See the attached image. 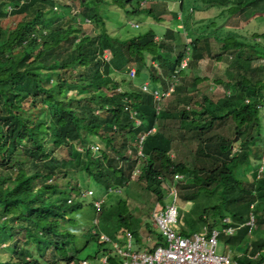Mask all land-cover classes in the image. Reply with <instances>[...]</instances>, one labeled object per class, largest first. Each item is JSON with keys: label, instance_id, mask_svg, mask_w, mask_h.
Segmentation results:
<instances>
[{"label": "trees", "instance_id": "1", "mask_svg": "<svg viewBox=\"0 0 264 264\" xmlns=\"http://www.w3.org/2000/svg\"><path fill=\"white\" fill-rule=\"evenodd\" d=\"M133 1L79 0L82 11L71 17L59 12L60 0H0V12L22 16L13 29L0 24V264H70L80 259L83 248L97 239L89 234L80 248L73 228L75 212L86 202L84 184L92 182L106 194L135 176L163 201L176 174L184 175L187 182L180 185L182 200L194 204L191 212L180 209L181 233L190 236L205 225L235 227V235L223 234L220 239L232 251V259L239 264H264V236L250 235L246 225L252 215L255 231L264 226V173L259 177L261 162L257 166L252 157L255 143L263 141L264 72L251 66L253 60L264 59V27L245 39L235 34L218 38L217 43L212 36L191 40L177 56L175 45L181 34L173 24L184 25L178 17L186 9L185 0L178 2L176 12L170 11L168 1L156 0L147 8L145 0H137V7ZM201 2L194 4L195 14L206 5L213 10L216 2L214 11H221L220 18H232L244 29L264 19V0ZM110 5L117 9L113 12L118 26L124 13L127 26L135 17L139 27L149 29L130 36L124 31L112 35L103 16ZM169 13L174 19L166 21L163 16ZM86 20L102 31L82 36ZM188 55L192 66L206 58L228 63L225 76L217 79L226 89L225 96L203 105L202 111H188L192 94L186 86H178L176 102L158 113L154 96L143 85L149 80L169 90L172 76ZM127 67L135 68L136 76L122 93L118 88L123 79L121 83L116 77ZM201 81L193 79L192 88ZM124 99L142 126H136ZM170 119L179 120L196 143L191 164L177 163L171 156L174 140L159 128L160 121ZM232 121L236 125L232 138L211 134ZM154 128L143 143L146 158L137 174L138 141ZM253 128L256 136L250 134ZM236 135L240 136L238 154ZM181 137L184 140L186 134L181 132ZM248 167L255 170L250 178L245 174ZM132 217L127 202L120 200L113 232L130 230L140 244L148 245ZM226 219L230 223H224ZM146 227L155 238L153 244H166L152 225ZM15 239L3 247L5 241ZM109 262L121 264L116 257Z\"/></svg>", "mask_w": 264, "mask_h": 264}, {"label": "rangeland", "instance_id": "2", "mask_svg": "<svg viewBox=\"0 0 264 264\" xmlns=\"http://www.w3.org/2000/svg\"><path fill=\"white\" fill-rule=\"evenodd\" d=\"M146 2L143 3L144 7H149L151 3H154L156 0H145ZM168 1L169 5L171 6V12L177 11L178 6L175 4L176 1L180 2V0H163ZM234 1V0H232ZM244 2H247L249 0H242ZM201 1L196 0V5L201 4ZM64 4L72 5L71 8L64 6ZM138 3L137 0L133 1V6L137 7ZM75 6V7H74ZM204 6V5H203ZM219 4L215 2L214 9L217 8ZM231 6V5H230ZM206 8L208 10L204 9L200 14H194L192 15L193 11L187 7L184 13H180V18L184 20L185 25H174V29H176L177 32H180L181 36L179 37V42L176 44L175 47V55L179 56L182 52H185L187 44L190 43L191 40H197V39H203L206 36H212L213 43H217L218 38H225L227 36L231 35H239V37H245L247 35H251L254 33H260L264 27V19L258 18L256 21L250 23V25L247 28H243L240 26V23H236L234 19L223 16L220 18L217 15V11L220 12V10H212L210 5H206ZM59 12H65L68 13L69 16H74L75 13H79L82 11L79 0H60L58 4ZM107 8V15L103 13V16L105 17V23L107 26L108 31L113 35L117 34L118 32H126V36H130V32H133V34H139L141 32H144L149 29V27H146V25H143L142 28L139 27L140 22H135L136 18L132 17L130 18L133 22L132 25L126 24L125 17L126 15L124 13L121 14V25L119 24L118 15L113 12L114 10H117L112 5L106 7ZM204 8V7H203ZM8 10H12L9 8ZM114 14L116 15L114 17ZM229 16V15H228ZM166 21L173 20L172 13H169L168 15L163 16ZM239 18V17H237ZM22 16H12L8 14V12H4L1 10L0 12V24L3 28H10L13 29L17 26L19 22H21ZM81 20V19H80ZM79 20V21H80ZM232 20V21H231ZM241 20H243V17L241 16ZM145 21V20H144ZM211 21L213 24H211ZM153 22V21H151ZM143 23V21H142ZM141 23V24H142ZM147 23V22H146ZM145 24V23H143ZM164 24H166L164 22ZM178 24V23H177ZM215 24V26H214ZM196 31H194L197 27ZM211 25V26H208ZM166 27L165 25H163ZM82 27H84V32L82 36H90L95 35L97 33H100L102 31L101 27L97 25L95 22H88L86 21ZM247 29V30H246ZM162 30V34L164 33V29ZM190 34V35H189ZM119 35V34H118ZM189 36V37H188ZM190 39V40H189ZM217 39V40H216ZM253 37L251 38V40ZM159 40V38H158ZM180 44V45H179ZM218 45V44H217ZM105 57H108V60H110L112 57L111 55H105ZM188 59V57H187ZM189 60V59H188ZM189 62L188 66L185 68L180 69L179 71V77L178 84L174 88V91L171 94H167L166 96L161 97L158 101L154 98L155 102H157L156 109L159 113L160 111H165L168 109L172 103L175 101V91L178 86H186L187 92L192 94L193 102L191 105L187 106V110H197L202 111L204 110L205 104H208L210 101H218L219 99L223 98L226 94V89L219 85L217 83V79L222 78V76H225V73L228 68V63L224 61H216L214 59L206 58L199 62L198 65L192 66ZM251 66H254L257 68L260 73L264 72V59H255L251 63ZM240 68H249L248 64L241 65ZM184 71L182 74L181 72ZM145 74V73H144ZM264 74V73H263ZM132 72L129 70V67H127L122 75H118L116 79L121 82L123 79L122 87L118 88V91L122 93L127 91L129 80H131ZM133 78V77H132ZM195 78L201 79V83L196 87L192 88V81ZM138 78H136L137 80ZM117 81V82H118ZM149 81V80H148ZM152 87H159V90H163L164 87L162 86V83H152L151 81L148 82ZM155 90V89H153ZM195 90H197L195 92ZM165 91V90H163ZM126 103V99H124ZM127 105V103H126ZM128 106V105H127ZM139 126H142V122H138ZM188 121V120H187ZM177 122V123H176ZM174 120H167V121H160L159 122V128L162 132L166 133L168 136H172V139L174 140L173 150L171 152L172 158L177 162H184L187 164H191L194 162V150L196 148V143L192 141L190 133L186 132L181 128V122ZM189 123V122H187ZM261 124H262V130H261V137L263 141H260L258 143H255L252 150V157L253 160H256L257 166H259V163L264 162V147L262 144H264V110L261 111ZM235 123L229 122L226 126L221 128H215L211 134L218 133L222 136H227L232 138L235 136ZM153 131H156V128L153 129ZM181 132L186 134V138L183 140L181 137ZM250 134L252 136H256L258 134L257 130L253 128L250 131ZM238 137V140L234 144V150L235 152H240V136L236 135V138ZM235 138V139H236ZM243 142L246 141L247 137L242 138ZM97 145V144H96ZM100 145V144H98ZM101 146V145H100ZM136 146V143H135ZM131 150V149H130ZM129 150V151H130ZM128 151V152H129ZM65 153V151H63ZM127 152V154H128ZM237 153V154H238ZM131 154V153H130ZM236 154V155H237ZM134 155V153L131 154V156ZM135 158L136 156H132ZM137 158V157H136ZM138 160V159H137ZM140 162V161H139ZM142 163V161H141ZM140 163V165H141ZM142 169V167H140ZM256 168V167H255ZM264 170V167H263ZM254 167H248L246 170V177L250 178L252 173L254 172ZM184 183H187L184 179ZM74 186V185H72ZM122 188L118 189L114 193L105 194L107 199V205L105 209L98 215L97 218H100L97 223L100 224L101 229L108 232H113L117 227V223L119 220V201L123 200L124 202H127L128 208L131 212H133L132 221L133 225L136 224V230L142 235L149 236L150 233L148 232V229L146 227L147 224L153 225L152 216L155 212L160 210L161 208L165 207V205L171 203L172 197L169 196V192L166 191V196L163 201H159L156 195L152 194V192L148 191L146 189V184L144 181L140 180L139 178L133 177L128 182H125ZM182 186V185H181ZM120 187V186H119ZM84 188H92L96 191L97 195H103L101 191H97V187L92 183L89 182L88 184H84ZM80 186V190H82ZM181 192L179 194V200H180V207L183 208L184 211L191 212L193 210V203L191 202H184L182 200V188H180ZM86 202L84 203V207L77 210L75 212V220L77 223L73 226L75 233L78 237L79 241V247L83 248L86 244V238L89 236V234H92V227H93V220L95 217V213L93 209H91V204H93V201L90 197H87ZM108 201H112L111 204L108 205ZM153 227V226H152ZM180 227V226H179ZM263 229L260 231L254 232V237L256 236H264V226ZM117 229L116 231H118ZM152 239H155L153 236L150 235ZM90 238V237H89ZM17 239L12 241L11 243L5 241L3 247L8 248L13 243L16 242ZM108 246L106 244L100 243L98 240H91L90 245L87 246L85 249L80 252L79 257L81 259H85L87 257H91L90 259L95 264H103L102 261H96L95 257L97 256L96 252L101 251L104 248H107ZM227 246L220 240L219 248L217 253L219 255H224L227 252ZM115 256V255H114ZM231 256L233 257V253L231 252Z\"/></svg>", "mask_w": 264, "mask_h": 264}, {"label": "built area", "instance_id": "3", "mask_svg": "<svg viewBox=\"0 0 264 264\" xmlns=\"http://www.w3.org/2000/svg\"><path fill=\"white\" fill-rule=\"evenodd\" d=\"M90 22L89 20H86ZM111 55L110 52H106V55ZM108 59V57H106ZM187 66V62L183 63L182 68ZM179 70L172 76L174 81L169 90L161 91L157 88H153L148 82L143 85L145 92H150L155 99L158 101L161 97L171 94L174 88L178 84L177 74ZM132 77L136 76V69H131ZM131 77V78H132ZM155 89V90H153ZM263 109V107H260ZM126 110L131 112L133 119L138 120L137 113L129 106ZM136 125L137 124L136 121ZM155 131H150L140 137L138 141V157L143 158V143L146 137ZM95 151L99 150L98 146L93 147ZM131 153V151H129ZM264 157V156H263ZM264 159V158H263ZM264 162L260 167V175L264 173L263 170ZM140 170H137V174ZM163 180V177L160 176ZM184 175L176 174L172 180L171 186L169 187V196L172 197L171 203L155 212L152 216L153 227L160 235L164 238L166 244L159 245L151 250L149 248L136 249L134 245V235L131 232H127L124 236H118V233L113 237L107 233H101L100 238L102 242L111 244L115 252L122 258L123 264H239L232 259L231 253L219 255L217 253L220 239L223 234L235 235L237 229L235 227H224V228H211L205 225L200 232H197L190 236L183 235L179 230L180 224V205H179V194L180 185L184 184ZM89 195L93 192L89 191ZM104 200L95 201V208L100 211L102 209ZM224 223H230L229 219H226ZM249 226V234L253 235L256 226V219L251 215L250 220L246 224ZM96 234L97 231H94ZM121 237L124 243H121ZM106 262V259L104 260ZM73 264H90L89 261H82L80 263Z\"/></svg>", "mask_w": 264, "mask_h": 264}, {"label": "clouds", "instance_id": "4", "mask_svg": "<svg viewBox=\"0 0 264 264\" xmlns=\"http://www.w3.org/2000/svg\"><path fill=\"white\" fill-rule=\"evenodd\" d=\"M107 52H109V51H107ZM187 57H188V59H187ZM187 57H185V59L183 60V62H182V64H181V67H182V65H183V63H185V62H187V66H188V64H189V62L191 61V59H190V56L188 55ZM186 66V67H187ZM180 67V68H181ZM147 82H149V81H147ZM152 86V85H151ZM153 88H157V89H160L159 87H153ZM261 109V108H260ZM261 110H264V107H263V109H261ZM137 126V125H136ZM138 127H140V126H138ZM263 147H264V144H263ZM145 156L143 157V158H140V157H138L137 156V159L140 161L139 162V167H142V165H143V162H144V160H145ZM141 161H142V163H141ZM140 163H141V165H140ZM141 168H139L138 170H140ZM141 172V171H140ZM123 186H118V187H111V188H109V192L108 193H106V195L107 194H109V193H114L115 191H117L118 189H120V188H122ZM116 188H118L117 190H116ZM89 191H92L93 192V194L92 195H89L88 194V192ZM82 194H83V196L85 197V198H87V197H90L91 199H92V201H93V207H94V213H95V217H94V220H93V227L91 228L92 229V234L91 235H93L95 238H97V239H95V240H98L100 243H102V244H106L108 247L107 248H104L103 250H101V251H97L96 252V254H97V256L95 257V260L96 261H102L103 262V264H109L110 262H109V258L110 257H116L120 262H121V264H123V260H122V258L115 252V250H114V248L112 247V245L111 244H108V243H105V242H102V240H101V238H100V234L103 232V233H107V234H109L110 236H115L117 233H118V236H124V234L125 233H127V232H131V233H133L132 231H130V230H128L127 232H125V233H122V231L121 230H118V231H115V232H113V233H109L108 231H104L103 229H101V227H100V224L99 223H97V221H99L100 220V218H97L98 217V215L103 211V209H105V207H106V205H107V199H106V195L105 194H103V195H97V193H96V191L94 190V189H92V188H90V189H87V190H85V192H82ZM99 199H101V200H104V203H103V206H102V209L100 210V211H98L96 208H95V205H94V203H95V201H97V200H99ZM179 203H180V200H179ZM166 206V205H165ZM180 209H181V207H180ZM180 221H181V214H180ZM179 226H180V224H179ZM153 229H154V227H152ZM154 230H156V229H154ZM179 230H180V227H179ZM94 231H97V233L95 234L94 233ZM157 231V230H156ZM181 232V231H180ZM133 235H134V238H135V240H134V245H135V248L136 249H139V250H141V249H145V248H149L150 250L152 249V248H155L156 246L153 244V241L151 240V238H149L150 237V235L149 236H145V235H141V237H142V239H143V241L144 242H147L148 243V245L150 246L151 244H152V246H148V245H146V243H145V245H143V242H142V244H140L139 243V241L137 240V238H136V236H135V234L133 233ZM123 238L121 237V239H120V241H121V243H124L123 241L124 240H122ZM159 246V245H158ZM115 255V256H114ZM106 259V262H104V260ZM89 261V263L90 264H95V263H93V261L91 260V259H89V257H87V258H85V259H77V260H74L73 262H71L70 264H73V263H80V262H82V261Z\"/></svg>", "mask_w": 264, "mask_h": 264}, {"label": "crops", "instance_id": "5", "mask_svg": "<svg viewBox=\"0 0 264 264\" xmlns=\"http://www.w3.org/2000/svg\"><path fill=\"white\" fill-rule=\"evenodd\" d=\"M201 1V0H200ZM185 2H186V5H187V7L188 8H190L192 11H193V13H192V15H194L195 14V11H194V7L196 6V5H194L195 3H196V0H185ZM180 3V2H179ZM178 3V1H176V5L177 4H179ZM209 8V7H208ZM208 8H206V7H204V8H202V10L201 11H203L204 9H206V10H208ZM174 12H176V11H174ZM185 12V11H184ZM221 12V11H220ZM220 12H217V15L219 16L220 15ZM201 13V12H200ZM199 13V14H200ZM197 14V13H196ZM181 15V14H180ZM180 15H179V17H178V19H181L180 18ZM181 22L185 25V23H184V20L183 19H181ZM183 25V26H184ZM211 26V25H210ZM214 26H215V24H214ZM199 27H200V25L198 26L197 25V27H196V29L194 30V31H196L197 29H199ZM179 40V39H178ZM178 45V44H177ZM180 45V44H179ZM175 47H176V45H175ZM133 177H135V176H133ZM153 226V225H152ZM156 231V230H155ZM156 232H158V231H156ZM159 233V232H158ZM160 234V233H159ZM149 238H151V237H149ZM151 240L153 241V243L155 242L156 243V241H155V239H152L151 238ZM143 245H145V243H143ZM155 245V244H154ZM149 246V245H148ZM156 246V245H155ZM227 252L228 253H231L232 251L227 247Z\"/></svg>", "mask_w": 264, "mask_h": 264}, {"label": "water", "instance_id": "6", "mask_svg": "<svg viewBox=\"0 0 264 264\" xmlns=\"http://www.w3.org/2000/svg\"><path fill=\"white\" fill-rule=\"evenodd\" d=\"M238 140V137L235 139V142Z\"/></svg>", "mask_w": 264, "mask_h": 264}]
</instances>
